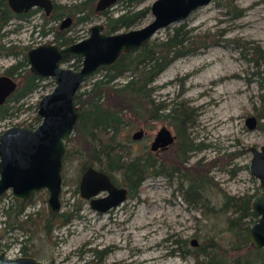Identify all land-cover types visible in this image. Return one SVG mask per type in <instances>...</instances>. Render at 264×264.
Segmentation results:
<instances>
[{
  "label": "rangeland",
  "instance_id": "obj_1",
  "mask_svg": "<svg viewBox=\"0 0 264 264\" xmlns=\"http://www.w3.org/2000/svg\"><path fill=\"white\" fill-rule=\"evenodd\" d=\"M61 1L72 3L80 0ZM153 1L144 0L139 6ZM121 6L122 3L118 2L110 10L118 14ZM72 18L67 25V34L82 39L89 35L94 23L101 21L105 24L107 15L96 14L83 22H77L75 15ZM152 19L150 12L131 28L141 27ZM61 20L51 23L58 26ZM40 21V14L36 18L14 19L8 30L18 27L19 23L23 25L11 30L5 39L20 41L21 44L32 43L33 46L54 42V31L42 34L35 30L36 22ZM180 23H186L194 44L200 46L195 52L176 58L156 77L153 96L157 102L166 105L165 112L176 107L187 115L186 132L195 144L202 145L201 149L189 152L188 164L198 159L213 161L209 173L214 187L208 194L219 209L222 190L243 195L263 189L249 163L253 156L250 146L260 147L264 143V127L260 125L264 118H259L257 108L262 89L256 75L257 69L264 67V0H211L196 8L185 20L162 27L152 39L165 38ZM39 28L40 25L36 29ZM16 60L19 58L2 54L0 73ZM74 61L70 59L63 64L72 66ZM104 72H95L86 86ZM126 79L127 76L121 77V81ZM54 85L51 78L39 81L32 94L15 103V112L0 120V131L34 120L35 105ZM252 115L258 120L254 128L246 122ZM126 119L130 122L120 132L118 140L128 157L153 151L151 142L163 125L177 133L169 117L149 119L146 125L133 122L131 115ZM141 127L145 129V135L141 139H133L134 131ZM74 144L71 140L68 148ZM172 149L173 145L158 158L162 160L163 155L169 156ZM80 161L77 155L64 159L61 210L80 208L79 215L68 224L57 226L50 240L42 228L32 224H24L22 229H11L9 221H14V218H10L2 208L12 201L14 195L8 190L0 197V250L10 256L24 254L21 243L24 238L29 250L48 264H87L90 260L96 264H196L192 254H181V251L193 247V238H197L199 243L209 241L214 235L224 239L229 235L224 214L209 213L199 198L195 203L189 202L180 189L177 174L151 175L138 193L129 194L120 205L105 212L93 209L86 198H81ZM117 175L121 183L122 178ZM48 196L49 191L45 188L36 191L35 200L26 212L39 210L47 213L50 209ZM257 217H253L252 224ZM104 248L107 250L100 258L96 250Z\"/></svg>",
  "mask_w": 264,
  "mask_h": 264
},
{
  "label": "trees",
  "instance_id": "obj_2",
  "mask_svg": "<svg viewBox=\"0 0 264 264\" xmlns=\"http://www.w3.org/2000/svg\"><path fill=\"white\" fill-rule=\"evenodd\" d=\"M143 1H117L122 3L118 14L111 12L110 8L104 10L103 14L107 15L106 31L129 29L145 18L151 12V4L139 6ZM95 3L96 0H81L70 6L57 5L51 14V19L58 21L63 16L75 15L77 22L87 21L96 14ZM30 12L21 13L20 16L26 17ZM15 15L8 0H0V55L14 54L19 57L18 62L8 69H14L13 71H16L19 74L18 78L21 79L18 94L8 103L0 106V120L13 114L15 103L38 87V75L30 70L26 58V51L31 44L4 41L11 30L21 26L20 24L8 30ZM38 25L42 34H47L54 28L55 41L60 45H67L79 38L67 34L68 28L60 29V23L48 29L43 23ZM189 33L186 23H180L165 38H151L141 46L124 52L113 65L97 69L95 72L104 70V74L86 86L87 80L95 72L88 77L75 97L76 103L81 106V114L74 134L68 140V145L71 140L75 144L67 149L65 158L77 155L81 158L82 170L88 165H97L115 181H118L117 174H119L122 178L121 184L129 188L130 194L138 193L143 182L151 175L177 174L184 197L192 203L199 198L198 201L203 204L204 209H208L209 213L224 214L229 234L225 239L214 235L209 241L199 242L197 245H193L191 240L193 247L181 251V254L183 256L187 253L192 254L196 264H264V247H255L249 239V230L255 216L252 210L254 194L233 195L222 190V205L217 209L208 194L214 187L213 177L209 173L213 167V161L204 162L203 159H198L195 163L188 164L189 152L201 149L202 145L195 144L187 134V115L182 109L179 110L176 107L165 112L166 105L157 102L153 96L155 91L153 82L156 77L176 58L195 52L199 48L200 45L194 44L195 41ZM70 59L75 60L71 63L72 66H81L80 57L65 56L62 62ZM256 75L262 89L259 95L260 105L257 107L258 116L262 119L264 118V67H259ZM123 76H127L125 81H121ZM127 115H131L135 120L133 122L139 125H146L149 119L169 117L177 129V140L170 155L163 156L161 162L151 150L128 157L122 151L124 149L121 147L122 142L118 140V135L130 122L126 119ZM36 119L41 118L36 114ZM260 125L264 127V122ZM30 126L34 125L31 123ZM35 193L36 191L25 200L14 196L12 201L4 205L2 209L10 218H14V221H9L11 229H22L24 224H32L36 228H42L50 240L53 238L56 227L71 222L75 216L79 215L80 208L59 212L49 209L47 213L39 210L26 212L27 207L35 200ZM25 240L24 238L21 240L23 253L35 256L34 252L29 250ZM106 250V248L97 249L96 253L101 258ZM87 264H93L92 260Z\"/></svg>",
  "mask_w": 264,
  "mask_h": 264
},
{
  "label": "water",
  "instance_id": "obj_3",
  "mask_svg": "<svg viewBox=\"0 0 264 264\" xmlns=\"http://www.w3.org/2000/svg\"><path fill=\"white\" fill-rule=\"evenodd\" d=\"M117 0H98L97 10L112 6ZM211 0H154L151 4L153 19L141 27L107 32L104 24L98 21L91 25L89 35L60 45L56 42H43L30 47L26 58L33 73L41 77H53L54 88L43 94L37 103L41 122L37 126L14 124L0 132V196L11 190L19 199H28L35 191L47 189L50 210H62L63 167L68 140L75 131L81 114V106L75 97L87 78L97 69L113 65L121 55L139 47L151 39L162 27L182 21L198 7ZM17 12L39 6L50 13L53 0H9ZM72 17L66 16L62 25L70 24ZM65 56L81 58V66H65ZM14 88L12 80L0 81V103ZM257 117L252 115L246 120L250 128L257 126ZM145 134L143 127L133 133V139H141ZM175 135L163 125L151 143L153 151L166 148L173 143ZM253 152L249 163L251 172L259 178L263 190L254 194L252 210L257 220L249 230L250 242L255 247H264V143L258 147L251 145ZM101 190L105 196L97 197ZM83 197L91 199V205L105 212L123 203L129 197V189L116 185L104 170L89 165L80 183ZM198 244L197 238L192 239ZM0 264H48L33 255L10 256L0 250Z\"/></svg>",
  "mask_w": 264,
  "mask_h": 264
},
{
  "label": "flooded vegetation",
  "instance_id": "obj_4",
  "mask_svg": "<svg viewBox=\"0 0 264 264\" xmlns=\"http://www.w3.org/2000/svg\"><path fill=\"white\" fill-rule=\"evenodd\" d=\"M81 1V0H80ZM97 1L98 0H96V3H97ZM117 1H119V0H117ZM117 1L114 3V4H116L117 3ZM77 2H79V1H75V2H72V3H65V2H63V1H61V0H53V3H54V7H53V9L51 10V12L50 13H47L46 11H45V9L44 8H42V7H39V6H35V7H32V8H30L29 10H24V11H21V12H17V11H15L11 6H10V4H9V0H8V4H9V6L11 7V9L16 13V15L14 16V18L11 20V23L14 21V19H17V18H19V19H30V18H36L37 17V14H40V17H41V19H42V21H40V22H36V25H35V30H38V32L40 33V31H39V29H36L37 28V26H39L38 24L40 23H43L44 25H45V27H46V29H48V28H50V27H54V24L53 23H51V22H53V20L51 19V14H52V12L55 10V8H56V6L57 5H68V6H70V5H73L74 3H77ZM96 3H95V12H96V14H103V11L104 10H106V9H111V7L114 5H112V6H110V7H108V8H106V9H104V10H97L96 9ZM29 11H31L28 15H26V17H21L20 16V14L21 13H27V12H29ZM39 11V12H38ZM95 14V15H96ZM68 16V15H67ZM71 17H73V15H71ZM65 17H62L61 19V21H60V29H64V28H67V26H63L62 25V21H63V19H64ZM73 19V18H72ZM11 23H10V25H11ZM103 23V22H102ZM21 24V26L23 25V23H19V25ZM104 24V23H103ZM9 25V26H10ZM18 25V26H19ZM21 26H20V28H21ZM104 27H105V24H104ZM19 29V28H18ZM16 30V29H15ZM34 30V29H33ZM106 30V29H105ZM52 31H55V29L53 28L52 29ZM7 37V36H6ZM5 39V38H4ZM78 40H79V38H78ZM5 41L7 42H9V43H18V44H21V42L20 41H14V40H7V39H5ZM54 42H56L55 40H54ZM57 43V42H56ZM33 46V44L31 43V47ZM27 52V51H26ZM8 55H12V56H14V57H17L16 55H14V54H8ZM1 56V55H0ZM75 57V56H74ZM17 58H19V57H17ZM16 62H18V60H16L14 63H12L11 65H9V66H7V67H5L4 69H3V71H2V73H0V81H3V80H5V79H8V80H12L13 81V83H14V88L12 89V91L7 95V97H6V99H5V101L4 102H2V103H0V106L2 105V104H6V103H8L9 102V100L11 99V98H13L14 96H16L17 94H18V87H19V84H20V81H21V79L20 78H18V76H19V74L15 71H13L14 69H8L9 67H11L12 65H14ZM28 62V61H27ZM29 64V63H28ZM28 67L30 68V66L28 65ZM72 67H74V66H72ZM31 70V69H30ZM32 71V70H31ZM13 73V74H12ZM35 74V73H34ZM51 78V83H55V80H54V78L53 77H41V76H39L38 75V80H37V82L39 83V81H41V80H46V79H50ZM88 79V78H87ZM86 82V81H85ZM84 82V83H85ZM83 83V84H84ZM46 85V84H45ZM55 86V85H54ZM34 92V91H33ZM32 92V93H33ZM31 93V94H32ZM47 93V92H46ZM40 100V99H39ZM38 103V102H37ZM35 107H37V104L35 105ZM37 109V108H36ZM36 114L38 115V112H37V110H36ZM39 116V115H38ZM40 117V116H39ZM41 118V117H40ZM41 122V119H36V115H35V117H34V120H30L29 122H23L24 124H28V125H30L31 123L34 125V126H37L39 123ZM174 134V133H173ZM145 135V134H144ZM175 135V140H174V142L173 143H171V144H169V146L168 147H166V148H158L157 150H155V152H156V154H158L157 155V157H159L160 156V154L161 153H164L165 151H167L168 149H170V147H172V145H174V143L176 142V140H177V133L176 134H174ZM155 138V137H154ZM154 140V139H153ZM152 140V141H153ZM152 143V142H151ZM68 149V148H67ZM164 156V155H163ZM159 159V158H158ZM159 161L161 162V160L159 159ZM89 166V165H88ZM87 166V167H88ZM86 167V168H87ZM95 167L96 168H98V169H100L97 165H95ZM86 168L84 169V170H82L81 169V171H80V176H79V188H80V183H81V179H82V175H83V173H84V171L86 170ZM111 179H112V177H111ZM112 181L116 184V185H118V186H125V185H122L121 183H119V181H115L114 179H112ZM125 187H127V186H125ZM128 188V187H127ZM129 189V188H128ZM263 190V189H262ZM262 190H260V191H262ZM81 192V191H80ZM259 192V191H258ZM108 193V191L107 190H101L98 194H97V197H102V196H105L106 194ZM129 194H130V190H129ZM81 196H82V194H81ZM81 198H85V197H81ZM86 200H88V202L91 204V199H87L86 198ZM91 207H92V205H91ZM93 208V207H92ZM93 209H95V208H93ZM105 249V248H104ZM103 250V249H102ZM34 256V255H33ZM97 258H99V257H97ZM96 259V258H95ZM95 259H94V261H95ZM97 260V259H96ZM93 264H96V263H93Z\"/></svg>",
  "mask_w": 264,
  "mask_h": 264
},
{
  "label": "bare ground",
  "instance_id": "obj_5",
  "mask_svg": "<svg viewBox=\"0 0 264 264\" xmlns=\"http://www.w3.org/2000/svg\"><path fill=\"white\" fill-rule=\"evenodd\" d=\"M36 25V24H35ZM37 109H38V107H37ZM147 260V259H146Z\"/></svg>",
  "mask_w": 264,
  "mask_h": 264
}]
</instances>
